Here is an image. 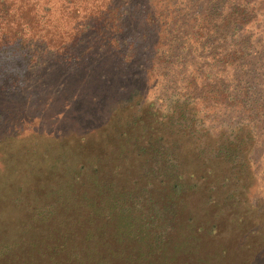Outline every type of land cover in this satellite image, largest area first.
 <instances>
[{
    "label": "rangeland",
    "instance_id": "rangeland-1",
    "mask_svg": "<svg viewBox=\"0 0 264 264\" xmlns=\"http://www.w3.org/2000/svg\"><path fill=\"white\" fill-rule=\"evenodd\" d=\"M185 1L177 2L181 16L187 14ZM226 4L235 7L240 22L245 21L242 35H232L228 26L217 28L227 15L226 8L218 4L214 17L220 13L222 21L215 20L217 30L213 29L214 34L209 36L213 39L218 34L226 39L216 38L203 46L201 38L194 42L186 39L189 36L183 37L199 55L198 69L207 68L205 74L220 80L231 93L235 84L241 83L244 90L228 105L201 100L203 113L197 121L202 130L199 135L193 134L201 136L197 143L190 136L179 137L185 129L183 123L191 126L184 116L183 120L173 119L165 131L169 137L173 131L174 139H179L177 149L182 150L179 151L185 159L183 169L201 175L200 180L188 178L191 184L199 182L200 186L182 197V205L177 203L175 226L171 224L173 213L168 204L172 173L160 176L166 170L163 161L157 162L148 154L138 155L133 149L132 133L137 131L135 120L141 115L156 114L154 119L167 116L176 99L173 95L179 91L169 82L156 79V75H141L137 60L133 64L128 60L135 51L129 46L137 40L139 52L150 55L151 46L160 37L162 43L168 36L167 23L154 29L153 24L141 18L129 17L126 24L132 27L125 32L127 35L116 38L119 51L113 43L105 45L107 41L85 33L74 44H65L63 50L46 48L42 41L31 40L23 50L13 47L0 52V59L7 54L0 61L2 253H20L23 262L17 264H38L40 249L45 245L58 247L67 242L72 246L90 231L107 237L118 227L119 216L124 220L120 223L129 225L136 237L125 249L121 264H144L143 253L151 246L164 247L165 243H169L165 249L170 256L173 247L178 251L181 243L191 241L186 240L191 231L194 238L210 231L197 249L202 264H264V0H226ZM137 5L133 11L136 15L144 5L148 11L163 2L139 0ZM236 7L247 8L248 15L240 14ZM233 14L227 15L230 21ZM143 33L149 35L148 39H138L137 34L140 37ZM200 33L203 32L195 35ZM240 45L246 53L255 55H246L250 64L243 72L236 71L234 75L229 67L210 66L213 48L223 54ZM179 67L183 70L182 63ZM245 93L248 96L244 100ZM254 101L258 108L249 113L244 104L249 102L251 108ZM243 123H250V130L254 126L251 133L246 128L237 131ZM234 135L243 138L247 146L241 144L236 150L232 177L216 183L214 175L227 173L230 166L216 151L217 158L208 159L211 154L202 150L204 145L199 142L213 145L218 137L227 142ZM63 141L66 146L59 153L62 149L58 144ZM227 191L232 193L227 201L233 204L231 210L222 214L219 228H210L213 204L223 200V192ZM94 241L100 243L101 239ZM151 257L162 258L158 254ZM186 258L172 260L181 264Z\"/></svg>",
    "mask_w": 264,
    "mask_h": 264
},
{
    "label": "trees",
    "instance_id": "trees-1",
    "mask_svg": "<svg viewBox=\"0 0 264 264\" xmlns=\"http://www.w3.org/2000/svg\"><path fill=\"white\" fill-rule=\"evenodd\" d=\"M138 2L139 0H0V52L4 53L8 49L11 50L13 47L23 50L31 40L42 41L41 44L46 48L63 50V48L66 47L65 44H74L85 33H92L97 39L107 41L105 45L113 43L119 51L121 47L116 38L121 34L124 36L127 35L125 32L132 27V24H126V19L129 17L141 18L144 23L148 22L149 25L153 24L154 29L161 28L162 25L167 23V32L165 31V34L168 33L166 34L168 36L164 37L162 43L160 42L162 41L160 37V41H157L155 45L151 46V58L146 57L150 56L148 53L139 52V42L137 40L129 46L130 49L132 48L135 51L131 53L128 60L132 62V64L137 60V66H139L141 75L143 74L146 77L156 75V79L159 78L161 81H165L166 83L169 82L172 86H175L174 90L179 91V93L177 92L173 95L176 99L174 102L172 101V108L167 111V116L164 117L163 115L159 117V119H154L156 114L147 113L141 115L135 120L138 123L137 131L135 134L132 133V138H134L135 142L132 145L136 153L142 156L148 154L157 162L163 161L166 170H162L159 174L160 176H164L165 172L168 174L172 173L171 177L173 181L168 186V204L171 205L170 210L173 213L172 223L169 219L168 220L172 226H175L177 203L178 205H182L184 202L181 201L182 197L189 191L200 186L199 182L197 183L195 180L192 181L195 183L191 184L189 179L195 177L196 180H200L199 177H201V175H199L198 172L195 174L188 173L186 169H183L185 159L180 152L182 150L177 149L179 139H174L176 134L173 131L170 133V137L165 131L171 126L170 123L173 122V119L183 120L185 117L189 120L191 126L187 125V123H183L185 129L181 131L179 137L186 139L190 136V138L194 139L193 143H197L201 136L196 138L193 134L199 135V130H202V127H200V129L198 128V123L200 122L197 121L199 115L203 113L201 110L202 102L214 103L215 105L219 104L222 106L228 105L229 103L235 102V100L239 98L240 91L244 90L241 83L239 85L235 84L232 87L233 91L231 93L220 80L217 81L214 78H210L209 74H205L207 68L201 67L198 69L199 63L197 62V57L199 55L193 53L192 46L188 45L187 40L191 38L196 42V39L201 38L200 41L204 46L205 43L212 42L216 38L217 41L226 39V36L218 37V34H215L213 39L209 36V33L214 34L213 29H216L217 25L215 20L219 18L220 21H222L220 13L219 17H214V11L218 4L221 5L223 10L226 8L227 15L230 16L234 13V18L233 21H230L226 15L225 21L221 22V25L217 28L221 29L222 26H228L232 29V35L239 37L244 31L245 21H239L237 10H235L233 6H228L226 0H186L185 9L187 14L183 16L179 14L181 10L177 5L178 0H168L167 3L162 0V6L154 7L148 11H145L144 5L139 8L140 14L138 13V15H136L133 11L135 7H138ZM203 6H205L204 9ZM246 9L247 8H243L242 10L239 9L238 12L248 15ZM47 26L53 27L49 29ZM149 30L151 31V28ZM199 32L203 33L195 35L199 34ZM205 34L208 35L205 36ZM184 35L189 36L186 37L187 40L184 39ZM137 36L138 39L142 40L148 39L149 37L146 33H143L140 37L138 34ZM202 39L205 40L203 41ZM43 41H45V44ZM242 46L243 45L235 47L230 52H222L223 54H220V51L215 52V48H213L209 53V56H211L213 60L210 66H218V68L229 67V69H232L230 72H233L234 75L236 71L243 72L250 64L246 55H252L253 57L255 55L246 53V49ZM6 56L7 54L3 59L1 58L0 61L4 60ZM162 57H166L167 59L163 60L161 59ZM179 63H182L183 70L179 67ZM249 71L250 70H248V72ZM239 79L240 77L234 80ZM198 83L201 87H198ZM204 89L206 90L205 92ZM245 92H247L246 88ZM247 96L248 93H245L242 98L245 100ZM207 103L205 105H207ZM257 104L258 103L254 101L251 109L249 108V102H247L244 104V106H247L245 110L251 113L252 110L258 108ZM191 109L194 111L191 112ZM156 112H159V109H156ZM177 114H179V117L176 118ZM197 114L198 117H196ZM250 118H252V116H250ZM133 119L134 117L131 121H133ZM202 121L204 120L201 119V122ZM245 128L248 129V133H251L254 126L250 130V123H243L238 127L237 131ZM231 131H234V129ZM251 138L252 137H249V140ZM218 139L213 145L205 142L199 143H203L204 145V149L202 150L211 154L208 159L215 160L217 158V156L214 155L216 151L217 154L220 155L219 157L222 158V162L230 166V168L227 169V173L219 174L218 176L214 175L215 182L221 183L223 182L222 179L228 181L232 175L230 170L232 169L231 166L234 163L235 153L239 145L242 144V146H247V143H245L246 141L243 138H238L236 135L232 137V140H227V142L224 139L221 140L219 137ZM234 140H237V142H233ZM58 145H61L60 147L62 149L59 153L64 152L63 148L66 146L64 141ZM60 158H62V156H60ZM209 173L210 171L208 174ZM153 175L155 174L153 173ZM199 189L200 188H198V190ZM231 195V191L230 193L229 191L223 192V200L217 203L214 202V220L210 228H219L220 222L224 219L222 214L225 210H231L233 204H227V201H230ZM118 196L120 195L118 194ZM118 200L119 199L113 201L112 205L116 206ZM209 201L212 202L210 196ZM121 214L123 213H118V215ZM122 221H124L123 218L118 216V227L107 237H105L103 233L98 234L96 231L97 234H94V232L90 231L88 233H83L80 236L79 242L72 243V246L67 242L59 243L58 247L45 245L46 247H42V250L40 249L41 254L39 261L37 260L38 264H121L125 249H128L132 244L130 242L133 241V238H136L134 237L135 233L128 229L127 226L129 225H122L120 223ZM192 226H194V222ZM196 228L198 229L200 227ZM209 234L210 231H205L201 236L194 238L192 237V231L189 232L186 240L190 239L191 241L188 242V244L181 243L180 246H178V251L176 247H173L174 251L171 252L170 256H168L170 254L168 250L165 249L168 248L169 243H165L164 247L161 245L151 246L147 252L143 253V262L144 264H176L173 263L174 261L172 259L177 260V257H179L181 260L187 257L181 264H202L201 254L197 249L199 246H202V242H204L205 237ZM99 238L101 242L96 243L94 240ZM29 253L30 252L26 254V257ZM157 254L161 255V260L151 259L152 255ZM22 260L23 257L20 253L7 254L2 253L0 250V264H17ZM26 264L33 263L28 261Z\"/></svg>",
    "mask_w": 264,
    "mask_h": 264
}]
</instances>
